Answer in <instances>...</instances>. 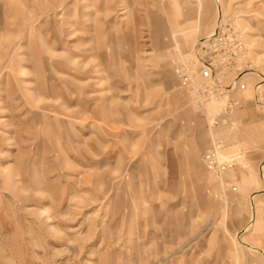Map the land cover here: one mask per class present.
Masks as SVG:
<instances>
[{"label": "rangeland", "instance_id": "1", "mask_svg": "<svg viewBox=\"0 0 264 264\" xmlns=\"http://www.w3.org/2000/svg\"><path fill=\"white\" fill-rule=\"evenodd\" d=\"M0 264H264V0H0Z\"/></svg>", "mask_w": 264, "mask_h": 264}, {"label": "built area", "instance_id": "2", "mask_svg": "<svg viewBox=\"0 0 264 264\" xmlns=\"http://www.w3.org/2000/svg\"><path fill=\"white\" fill-rule=\"evenodd\" d=\"M176 75L181 83L191 92H198L199 90L210 91V67L209 64L203 62L202 67H189L179 64L176 68ZM213 89V87H212ZM205 158L208 162L216 156L214 147H210L205 152Z\"/></svg>", "mask_w": 264, "mask_h": 264}]
</instances>
